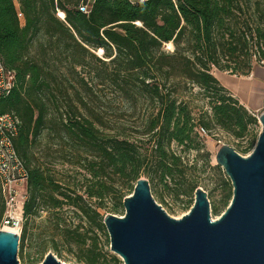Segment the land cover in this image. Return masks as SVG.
Masks as SVG:
<instances>
[{"label": "trees", "instance_id": "trees-1", "mask_svg": "<svg viewBox=\"0 0 264 264\" xmlns=\"http://www.w3.org/2000/svg\"><path fill=\"white\" fill-rule=\"evenodd\" d=\"M86 1L0 0V57L15 75L0 112L20 119L15 147L29 173L23 259L28 219L51 210L60 225L71 211L86 225L49 235L58 257L64 242L77 247L79 263L122 264L100 248L94 229H105L107 213L125 214L123 201L140 178L173 196H191L199 185L185 154L205 149L199 126L209 135L223 130L242 154L252 152L261 130L258 115L214 72L248 76L264 65V0H94L88 14L80 10ZM99 86L134 108L145 105L140 124L99 110ZM188 87L199 89L210 114L195 116L183 98ZM44 138L47 148L38 150ZM227 183L224 210L233 197ZM5 210L0 183L1 224Z\"/></svg>", "mask_w": 264, "mask_h": 264}, {"label": "water", "instance_id": "water-1", "mask_svg": "<svg viewBox=\"0 0 264 264\" xmlns=\"http://www.w3.org/2000/svg\"><path fill=\"white\" fill-rule=\"evenodd\" d=\"M252 152L244 156L223 144L216 163L230 178L233 197L213 220L208 193L195 191L190 212L172 217L157 203L147 178L124 201L125 214L107 213L111 251L124 264H264V111ZM21 233L0 230V264H19ZM42 264H66L48 253Z\"/></svg>", "mask_w": 264, "mask_h": 264}, {"label": "rangeland", "instance_id": "rangeland-1", "mask_svg": "<svg viewBox=\"0 0 264 264\" xmlns=\"http://www.w3.org/2000/svg\"><path fill=\"white\" fill-rule=\"evenodd\" d=\"M97 54L98 56H102L100 50L97 52ZM95 96L99 110L106 112L112 119L117 120L118 122L134 124V126H136L140 124L141 117L145 114V105H143L144 107L138 106L134 108L126 100L115 96V94L110 92L109 89H105L102 86H99ZM183 98L188 102L197 118L200 116L201 112L207 111L210 114V108L207 104V100L202 98V96L199 94L198 88L188 87V89H186V91L183 93ZM260 114H258V116ZM260 128L261 126L259 123V129ZM204 142V150L200 152H188L185 154V158L188 164L193 168L192 174L194 180H196L199 185L198 188L201 187L208 193L212 217L213 220H217L225 211L224 207L222 206V198L228 186L227 181L229 180L231 184V180L226 175L222 167L221 170L216 169V153L223 144H228L234 147L236 150L239 149L237 146L238 141H235L223 130L219 128H213L210 135L204 139ZM241 142L243 146L247 145L246 140ZM46 146L47 139L44 138L41 145L38 147V150L44 149ZM52 148L55 150L56 146ZM174 149H176V147H174ZM249 154L250 152L242 155L247 156ZM54 170H56L57 173L61 172L62 174L64 167L57 166L54 168ZM23 192L24 190H21V193ZM151 193L157 203L162 205L167 213L175 218H181L185 214L189 213L195 202V193H193L191 196L181 195L180 197H176L163 190V188L160 186H151ZM189 202H192L190 209L187 207ZM17 205L19 208L22 205V201L20 199ZM215 207L218 209V212L214 211ZM20 212V209H18L19 219L22 218V214ZM64 214V216H66V221L60 225H58L56 222L58 215L56 212L51 210H41L38 216L28 219L26 222L28 236L24 248V259L19 251V264H42L48 253H53L58 257L56 251L53 248V244L48 239L49 235L56 232L57 228L74 227L77 224H85L71 211H64ZM118 215L120 216V214ZM24 221L25 219L23 222L20 220L19 224L14 227L17 229V232L21 233V227L23 226ZM1 229H3V224L0 223V230ZM94 230V234H96L97 238L99 239L98 244L100 248H102L104 252L115 254L111 251L110 237L106 226L102 231L98 230L97 228ZM59 247L63 253L62 258L58 257L61 261L66 264H84L77 261L75 253L77 250L76 246H73V249H71L66 245V243L60 242ZM71 250L74 251L72 252ZM115 255L118 256L117 254ZM28 258H30V261L27 263ZM118 258L122 261V264H124L123 260L119 256Z\"/></svg>", "mask_w": 264, "mask_h": 264}, {"label": "built area", "instance_id": "built-area-1", "mask_svg": "<svg viewBox=\"0 0 264 264\" xmlns=\"http://www.w3.org/2000/svg\"><path fill=\"white\" fill-rule=\"evenodd\" d=\"M133 3H142L146 0H131ZM94 0H87L80 10L89 13ZM64 19V14H58ZM18 17L23 21L24 16L18 12ZM15 85V75L8 70L0 57V101L8 95ZM20 119L15 113L0 112V183L5 199L6 210L4 213L3 227L5 225L15 227L22 220L18 218V209L22 214V208L27 198L26 186L28 181V169L25 162L19 156L15 147V138L19 133ZM199 135L205 139L209 132L202 126L197 128ZM21 190H24L21 193ZM19 199L22 205L19 206Z\"/></svg>", "mask_w": 264, "mask_h": 264}, {"label": "crops", "instance_id": "crops-1", "mask_svg": "<svg viewBox=\"0 0 264 264\" xmlns=\"http://www.w3.org/2000/svg\"><path fill=\"white\" fill-rule=\"evenodd\" d=\"M215 76L251 112L264 111V65H256L248 76L215 70Z\"/></svg>", "mask_w": 264, "mask_h": 264}, {"label": "bare ground", "instance_id": "bare-ground-1", "mask_svg": "<svg viewBox=\"0 0 264 264\" xmlns=\"http://www.w3.org/2000/svg\"><path fill=\"white\" fill-rule=\"evenodd\" d=\"M170 46H172V45L170 44ZM100 53H102V51H100ZM3 229H4V230H13V231H17L16 228L11 227V226H8V225L4 226Z\"/></svg>", "mask_w": 264, "mask_h": 264}]
</instances>
